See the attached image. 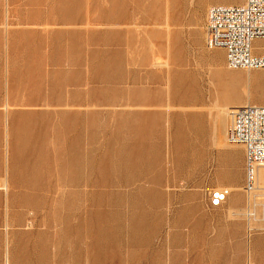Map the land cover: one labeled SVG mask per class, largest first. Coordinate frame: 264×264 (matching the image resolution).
<instances>
[{
	"label": "rangeland",
	"instance_id": "1",
	"mask_svg": "<svg viewBox=\"0 0 264 264\" xmlns=\"http://www.w3.org/2000/svg\"><path fill=\"white\" fill-rule=\"evenodd\" d=\"M243 2L0 0L2 264H264V189L214 107L264 105V68L207 43L209 6Z\"/></svg>",
	"mask_w": 264,
	"mask_h": 264
},
{
	"label": "built area",
	"instance_id": "2",
	"mask_svg": "<svg viewBox=\"0 0 264 264\" xmlns=\"http://www.w3.org/2000/svg\"><path fill=\"white\" fill-rule=\"evenodd\" d=\"M207 43L223 48L230 68H264V55L255 53L253 42L264 39V0H245L242 4H212L207 11ZM230 140L245 147L247 173L264 165V105L247 104L232 110ZM223 189H214L211 206L226 199ZM246 264H256L248 262Z\"/></svg>",
	"mask_w": 264,
	"mask_h": 264
},
{
	"label": "crops",
	"instance_id": "3",
	"mask_svg": "<svg viewBox=\"0 0 264 264\" xmlns=\"http://www.w3.org/2000/svg\"><path fill=\"white\" fill-rule=\"evenodd\" d=\"M240 1L241 0H239V2ZM256 40L262 41L264 39H256ZM219 49L220 48H218V50ZM222 49L223 48H221L220 51L222 52V57H223L224 51H222ZM257 54L264 55V51L262 53H257ZM251 98L252 97H249L245 102L240 103V104H238V105H236L234 107H231V106H229L227 104H222V101L220 100L221 98L218 97V96H216L215 97V103H214V106L217 109L216 125H218V122H219V120L221 118H224L228 114H230V111H229L230 109H234L236 107H240V106H243V105H246V104H257V103H250ZM181 100H182L181 101L182 103L187 104L189 102L195 101V98H182ZM222 100L223 101H227V98H224L223 97ZM219 108H224L225 111H226V113L225 114H220L219 113ZM178 124H179L178 125L179 126L178 127L179 130L180 129L183 130L184 131V136H186V133H185L186 127L188 126L187 129H189V127H194L195 128L196 127V120L194 119L193 116H187V117L181 118ZM195 129H196L195 130V136H196V138H198L200 136H203L205 130H204V127H202V125L201 126H197V128H195ZM189 145H192L191 147H196V150L199 151V149H198L199 146H200V142L199 141H196L195 140L191 144L189 143ZM262 170H264V168H258L257 169L256 175H255V178H254L255 180H254V184H253L254 185L253 186V189L247 191V192H249V194L252 193L255 189L259 188V186H261V185L263 186V189H264V176L263 177L260 176V173L262 172ZM2 184H6L8 186L7 181L6 180H3V179H2ZM4 190H5V192H7L8 191V188H4ZM225 192L227 193V197H229L232 200V203H235L236 201H238V203H239V201H240V195H238V197H236V195L234 193L231 195L229 192H227V191H225ZM0 197H1V193H0ZM66 198H69V196H66L63 199H66ZM27 199H35V198H31V197L25 198V200H27ZM248 216H252V212L251 211L248 212ZM2 218H3V214H2V212L0 210V223L3 220ZM248 227H249V230H251V229L257 230L255 227H253L250 224H249ZM222 233H225V235H223V234L222 235H223V237H225L228 240L229 239H234V240L236 239L237 242H238V248L240 247V242L244 241L243 231H240L239 228L236 229L235 226L234 227L228 226L227 229H223ZM0 236H2V233L1 232H0ZM251 236L252 235L250 233L247 235V248H248V252L247 253H248V256L249 257H250V254H251V247H250V241H249V239H250ZM242 246H244V244H241V248H242ZM0 264H2L1 260H0ZM6 264H7V261H6Z\"/></svg>",
	"mask_w": 264,
	"mask_h": 264
},
{
	"label": "bare ground",
	"instance_id": "4",
	"mask_svg": "<svg viewBox=\"0 0 264 264\" xmlns=\"http://www.w3.org/2000/svg\"><path fill=\"white\" fill-rule=\"evenodd\" d=\"M245 1V0H244ZM242 4V3H241ZM247 105V104H246ZM244 106V105H243ZM215 107V106H214ZM219 113L220 114H225L226 111L224 108H219ZM231 144V143H230ZM245 148V147H244ZM245 168H246V165H245ZM258 168H264V165H257V166H254L252 172L249 174L247 173V168H246V185H245V189L248 191V190H252L253 189V184H254V178H255V175H256V171ZM251 262V261H250Z\"/></svg>",
	"mask_w": 264,
	"mask_h": 264
}]
</instances>
